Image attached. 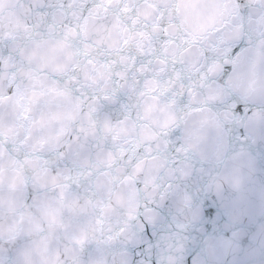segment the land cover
I'll list each match as a JSON object with an SVG mask.
<instances>
[{"label": "water", "instance_id": "obj_1", "mask_svg": "<svg viewBox=\"0 0 264 264\" xmlns=\"http://www.w3.org/2000/svg\"><path fill=\"white\" fill-rule=\"evenodd\" d=\"M238 3L253 24L258 18L264 20V0L255 4L238 0ZM174 4L175 0H18L22 12L6 21L0 20V264H34L38 248H46L51 254L41 264H122V250L127 245L124 234H116L126 223L132 232H137L140 228L137 220L143 221L144 217L137 213L136 219L129 220L114 196L123 179V174H118L116 169L128 160L131 149L117 157L110 167L97 166L99 157L109 151L116 152L111 135L102 132L104 123L116 124L125 115L139 120L143 108L153 103L156 111L170 106L179 115L192 106L189 104L190 86L203 91L200 80L204 85L212 83L206 72L213 57L212 49L204 45H200L199 50L190 49L199 71L186 68L187 61L182 62L178 53L172 55L167 42L172 40L180 45V37H172L168 27L176 22ZM70 30H74L75 35ZM66 35V42L83 56L84 62L95 57L94 63L99 61L112 69L111 90L101 93L85 87L89 100L93 96L98 100L97 110L92 113L95 132L85 136L74 127L75 139L68 135L66 143L50 150L47 143L41 146L37 142L44 132L40 118L61 111L64 102L54 93L28 99L25 85L32 86V76L43 79L41 74L47 73L48 79L58 81L60 86L68 80L72 94L83 100L79 86L82 76L77 75L83 64L72 71L75 81L48 72L46 67H38L61 54L59 45ZM85 45L90 46L87 54ZM181 47H187V41ZM112 61L115 63H110ZM201 63L205 67H200ZM122 69H127L124 79L132 83L131 89L117 74ZM153 79L157 90L151 94L145 91L141 96L146 81ZM5 84L9 85L6 93ZM5 94L10 97L6 102L2 99ZM152 96L157 99L153 101ZM86 110L81 107V116ZM150 127L155 130V125ZM6 130H10L8 135ZM154 144L155 141L151 144L146 141L136 149L137 156L144 153L145 146ZM169 147L174 153L175 149ZM168 160L173 169L180 163L171 155ZM132 162H136V156ZM128 171L130 167L125 165L124 173ZM201 175L193 169L177 184L161 171L156 181L160 188L173 184L163 201L157 196L149 203V198L139 191V196L143 197L140 211L147 206L161 217L159 231L138 233L144 241L140 245L142 249L145 243L152 245L145 250L147 255L141 252L151 264L157 261L164 264L160 259L165 254L164 249L169 242L175 243L174 226L167 227L171 209L180 196L199 191ZM141 186L142 181H137L138 190Z\"/></svg>", "mask_w": 264, "mask_h": 264}, {"label": "clouds", "instance_id": "obj_2", "mask_svg": "<svg viewBox=\"0 0 264 264\" xmlns=\"http://www.w3.org/2000/svg\"><path fill=\"white\" fill-rule=\"evenodd\" d=\"M250 2L255 4L259 0ZM174 7L176 22L168 27L172 37H180V45L172 40L167 42L172 55L178 53L182 62L187 61L186 68L199 71L190 49L199 50L200 45L212 49L213 57L206 67L212 83L204 85L200 80L203 91L195 85L190 86L189 104L192 106L179 115L170 106L156 111L153 103L143 108L139 120L125 115L116 124L104 123L102 132L111 135L116 152L109 151L99 157L97 166L110 167L117 157L131 149L128 160L116 169L118 174H123V179L114 196L129 220L136 219L137 213L144 217L143 221L137 220L140 225L137 232H132L126 223L116 234H124L127 245L122 250V264H151L141 252L147 255L145 250L152 245L145 243L142 249L140 245L144 241L138 233L146 234V228L155 233L161 228V217L155 209L144 206L140 211L143 197L139 196V191L149 198V203L157 196L163 201L173 184L167 183L160 188L156 181L161 171L178 184L193 169L202 174L199 191L180 196L172 207L167 227L174 226L175 243L167 244L160 259L164 264H264V20L258 18L253 24L251 18L241 11L238 0H175ZM21 12L18 0H0V20L6 21ZM70 32L75 35L74 30ZM66 41L67 35L65 41L60 42V55L38 67H46L48 72L75 81L72 71L83 64L82 71L77 73L82 76L79 86L83 100L72 94L68 80L60 86L58 81L49 80L47 73L41 74L43 79L32 76V86L25 85L28 99L54 93L64 102L61 111L40 118L42 123L37 121L44 128L37 142L41 146L47 143L50 150L66 143L68 135L75 139L74 127L85 136L95 132L92 113L97 110L98 100L95 96L89 100L85 87L101 93L111 90L112 69L102 62L94 63L95 57L84 62L83 56L74 52ZM185 41L187 47H181ZM88 50L90 46L85 45V54ZM200 67L205 65L201 63ZM117 74L124 79L127 69ZM124 84L132 88L128 79H124ZM8 86L4 85L5 93ZM156 90V81L149 80L140 95ZM104 98L107 99L108 95L105 94ZM2 99L6 102L10 97L5 94ZM151 99L155 101L157 98L152 96ZM81 107L87 109L83 116ZM150 125H155L154 131ZM9 131L6 130L5 134L8 135ZM146 141L149 144L155 141V144L145 146L144 153L137 156L136 149ZM170 145L175 149L174 153ZM152 152L155 154L145 155ZM170 155L180 161L175 169L168 160ZM133 156H136L135 163L132 162ZM125 165L130 167L126 174ZM137 181H142L140 190ZM209 203L215 208L212 216L206 214ZM50 255L46 248H38L34 264H41Z\"/></svg>", "mask_w": 264, "mask_h": 264}, {"label": "snow or ice", "instance_id": "obj_3", "mask_svg": "<svg viewBox=\"0 0 264 264\" xmlns=\"http://www.w3.org/2000/svg\"><path fill=\"white\" fill-rule=\"evenodd\" d=\"M214 212H215V208L211 205V203H209L208 207L206 208V214L208 216H212L214 214ZM145 230H146V232L148 231L147 228Z\"/></svg>", "mask_w": 264, "mask_h": 264}]
</instances>
